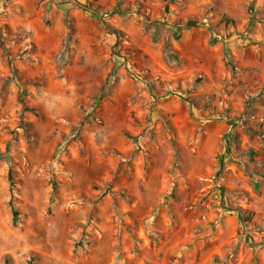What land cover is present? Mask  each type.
<instances>
[{
    "label": "rangeland",
    "instance_id": "rangeland-1",
    "mask_svg": "<svg viewBox=\"0 0 264 264\" xmlns=\"http://www.w3.org/2000/svg\"><path fill=\"white\" fill-rule=\"evenodd\" d=\"M0 264H264V0H0Z\"/></svg>",
    "mask_w": 264,
    "mask_h": 264
},
{
    "label": "trees",
    "instance_id": "trees-1",
    "mask_svg": "<svg viewBox=\"0 0 264 264\" xmlns=\"http://www.w3.org/2000/svg\"><path fill=\"white\" fill-rule=\"evenodd\" d=\"M85 10H88V11H91L92 13H93V15H95V16H97V17H99V18H103V16H104V13H102V12H100V11H96V10H91L90 8H88V7H85ZM118 10H115V9H113V10H111L110 12H105V14H108V13H114V12H117Z\"/></svg>",
    "mask_w": 264,
    "mask_h": 264
}]
</instances>
